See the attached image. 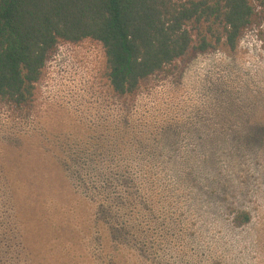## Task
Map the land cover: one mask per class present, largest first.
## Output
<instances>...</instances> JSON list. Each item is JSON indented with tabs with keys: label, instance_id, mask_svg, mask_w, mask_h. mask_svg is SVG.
<instances>
[{
	"label": "rangeland",
	"instance_id": "rangeland-1",
	"mask_svg": "<svg viewBox=\"0 0 264 264\" xmlns=\"http://www.w3.org/2000/svg\"><path fill=\"white\" fill-rule=\"evenodd\" d=\"M0 235L40 264H264V24L121 98L100 44H59L0 102Z\"/></svg>",
	"mask_w": 264,
	"mask_h": 264
},
{
	"label": "trees",
	"instance_id": "trees-1",
	"mask_svg": "<svg viewBox=\"0 0 264 264\" xmlns=\"http://www.w3.org/2000/svg\"><path fill=\"white\" fill-rule=\"evenodd\" d=\"M256 20L264 24V0H0V102L31 104L61 43L100 44L112 92L130 97L189 53L235 51ZM249 222L241 213L234 224ZM35 249L26 236L0 235V264H40Z\"/></svg>",
	"mask_w": 264,
	"mask_h": 264
}]
</instances>
